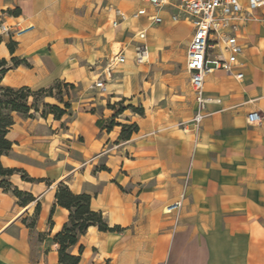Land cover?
<instances>
[{
	"label": "crops",
	"instance_id": "obj_1",
	"mask_svg": "<svg viewBox=\"0 0 264 264\" xmlns=\"http://www.w3.org/2000/svg\"><path fill=\"white\" fill-rule=\"evenodd\" d=\"M127 1L0 0L6 23L34 26L20 36H0L5 66L13 59L27 62L8 67L0 84L38 90L82 81L86 71L77 53L85 43L97 47L96 17L108 22V2L126 14L141 5L136 0L125 8ZM141 20L124 22V29L146 26ZM237 34L243 78L222 69L206 74L208 114L198 137L178 125L195 109L186 71L176 92L169 76L162 87L133 72L122 75L120 83L109 84L114 107L92 101L73 109L64 124L67 113L54 118L13 111L12 145L0 160L18 171L8 177L11 189L0 187V264H59L55 234L69 214L56 203L60 182L89 194L90 208L119 227L89 226L66 250L79 256L76 264H264V121L247 122L253 110L264 115V6ZM132 45L125 64L136 65ZM119 104L126 108L116 113ZM111 120L117 124L108 128ZM119 124L137 130L122 139ZM179 198L177 210L164 212Z\"/></svg>",
	"mask_w": 264,
	"mask_h": 264
},
{
	"label": "built area",
	"instance_id": "obj_2",
	"mask_svg": "<svg viewBox=\"0 0 264 264\" xmlns=\"http://www.w3.org/2000/svg\"><path fill=\"white\" fill-rule=\"evenodd\" d=\"M140 1L141 5L131 14H126L111 2L106 3L103 8L107 13L108 22L111 27L117 28L130 19L144 18L150 25L163 23L166 16L173 23L185 18L191 28L185 52V68L194 94L195 109L188 120L180 121L178 125L198 137L202 121L208 114V99L204 94L205 76L215 69H222L237 80L243 78V72L238 69V58L243 46L239 42L237 31L241 24L255 18L257 10L264 6V0ZM5 14L4 12L0 14V36H20L34 27L33 24H8L3 19ZM147 34V26H137L132 33L131 40L136 42L132 45V60L136 65L144 64L149 59ZM126 45L107 62L101 72L103 75H98L93 80L92 86L100 93L108 91L107 79L114 72V66L126 62L128 58ZM263 121L264 115L260 111L253 110L247 114L249 124ZM180 206L181 198L167 203L163 210L170 213Z\"/></svg>",
	"mask_w": 264,
	"mask_h": 264
},
{
	"label": "rangeland",
	"instance_id": "obj_3",
	"mask_svg": "<svg viewBox=\"0 0 264 264\" xmlns=\"http://www.w3.org/2000/svg\"><path fill=\"white\" fill-rule=\"evenodd\" d=\"M138 4L136 0H128L125 8L132 7ZM94 12V10H93ZM143 24L147 26V43L149 45V59L142 65H132L130 63L116 64L113 68V73L107 79L108 91L100 93L96 88L92 86V80L101 74L105 68L107 62L114 57V54L126 45V51L132 44L136 43L134 40L130 41L131 35L135 30L136 24L132 23L124 29V24L118 26L119 28H112L106 22V19L102 16L96 17V23L100 26V31L95 36L98 38L99 43L97 47H91L85 43L83 52H78V56L82 58L84 68L86 71V77L81 81L63 82L57 81L50 85L48 88H44L45 91H38L31 89L33 95L28 96L27 104L32 108V116H44L50 113V106L56 104L61 108H65L64 102L69 104L66 109L69 116L65 121L71 120L73 109L79 107H85L92 101L104 100L107 107L114 105L110 103L111 88L109 84L120 83L122 75H128L133 72L136 76H143V78L150 81L151 84H157L160 82L162 87L165 86L164 76H169V84L171 86V92H176V88L179 87L178 77L182 71H186L184 65V58L186 47L190 38L191 28L185 18H182L179 22H169L167 19L161 24H148L147 21L141 20ZM130 27V28H129ZM119 41H122L121 43ZM131 42V45L128 43ZM115 43V45H114ZM10 64L7 67H12ZM2 75L0 69V77ZM174 77V78H173ZM150 84V85H151ZM168 84V85H169ZM1 85V84H0ZM173 89V91H172ZM123 106L121 104L118 107ZM117 107V108H118ZM140 109V107H136ZM34 109H37L35 112ZM138 110V113H142ZM37 113V114H36ZM181 121V119H180ZM179 121V122H180ZM110 121H107L106 126ZM113 122H115L113 120ZM178 122V123H179ZM83 138L80 137V140Z\"/></svg>",
	"mask_w": 264,
	"mask_h": 264
},
{
	"label": "trees",
	"instance_id": "obj_4",
	"mask_svg": "<svg viewBox=\"0 0 264 264\" xmlns=\"http://www.w3.org/2000/svg\"><path fill=\"white\" fill-rule=\"evenodd\" d=\"M20 63L27 62L25 60L13 59L12 64L16 66ZM6 61L0 59V69L4 73L8 67H5ZM38 91H45L44 88L38 89ZM29 87L23 86L19 88H14L10 86L0 85V156L5 154L12 145V142L8 139L7 133L13 124L12 112L16 111L25 116L32 117V109L27 104V98L33 95ZM65 108L53 104L50 106L54 118H60L69 107L67 102H64ZM113 107V106H111ZM127 107H132L131 105ZM125 106H120L117 108L116 113H119L125 109ZM136 111L140 109L132 107ZM36 112L37 109H34ZM42 115H45L42 113ZM113 124H117L111 120L109 122L108 128H111ZM121 125V131L119 138L128 139L133 131L137 130L135 124H119ZM18 171L16 168L4 167L0 160V187L5 190L11 189L8 177ZM27 180H32V178L22 174ZM12 192L17 196L21 197L23 194L20 190L12 188ZM30 198V196L28 197ZM56 203L62 207H65L69 214L68 220L63 224L61 230L55 234V239L59 242V264H76L79 261V256H74L69 254L66 250L69 246L75 244L78 237L83 234L86 229L93 225L99 230H115L119 229L118 226L110 227L106 220L104 219L100 211H94L90 208V195L84 192L73 193L70 188L63 182L58 184L56 194ZM81 250V248H80Z\"/></svg>",
	"mask_w": 264,
	"mask_h": 264
},
{
	"label": "bare ground",
	"instance_id": "obj_5",
	"mask_svg": "<svg viewBox=\"0 0 264 264\" xmlns=\"http://www.w3.org/2000/svg\"><path fill=\"white\" fill-rule=\"evenodd\" d=\"M114 45H115V43H114Z\"/></svg>",
	"mask_w": 264,
	"mask_h": 264
}]
</instances>
